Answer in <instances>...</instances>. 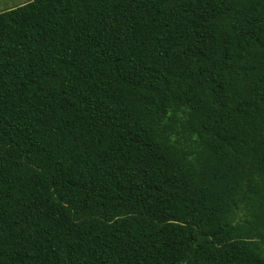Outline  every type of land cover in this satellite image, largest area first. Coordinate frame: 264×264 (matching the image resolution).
Wrapping results in <instances>:
<instances>
[{
    "label": "trees",
    "instance_id": "obj_1",
    "mask_svg": "<svg viewBox=\"0 0 264 264\" xmlns=\"http://www.w3.org/2000/svg\"><path fill=\"white\" fill-rule=\"evenodd\" d=\"M0 264H264V0L0 13Z\"/></svg>",
    "mask_w": 264,
    "mask_h": 264
},
{
    "label": "rangeland",
    "instance_id": "obj_2",
    "mask_svg": "<svg viewBox=\"0 0 264 264\" xmlns=\"http://www.w3.org/2000/svg\"><path fill=\"white\" fill-rule=\"evenodd\" d=\"M28 0H0V13L21 6Z\"/></svg>",
    "mask_w": 264,
    "mask_h": 264
}]
</instances>
